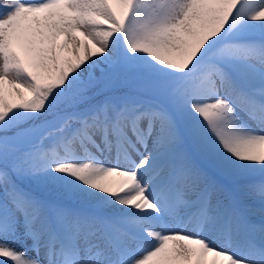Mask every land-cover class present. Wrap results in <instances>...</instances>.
<instances>
[{
	"label": "rangeland",
	"instance_id": "1",
	"mask_svg": "<svg viewBox=\"0 0 264 264\" xmlns=\"http://www.w3.org/2000/svg\"><path fill=\"white\" fill-rule=\"evenodd\" d=\"M55 1L54 9L63 11L70 8L72 2L77 3L76 0ZM113 1L105 0L108 17L102 10H92L93 13H90L91 9H88L81 21L71 20L73 31L80 32L76 34L77 38L81 44L87 43L91 52L96 43L82 32L84 27L104 26L110 29L109 38L115 39L116 43L108 55L96 61L91 60L84 68L80 60L69 67H62L59 63L58 72L48 77L45 74L32 76L25 71L24 78L29 84L25 89V99L20 102L8 101L0 109V130L13 131L0 137V252H7L15 258L18 254L22 261L26 259L27 251L42 248L39 245L43 239L46 244L48 236L49 243L55 242L56 251L62 254L58 255L67 264L72 263L68 262V255L75 252V247L91 255L103 244L107 254H111L100 226H109L107 220L119 223L114 220V215L121 209L126 215L137 213L141 217L142 211L137 210L132 197L124 200L117 198L115 201L112 198L116 194L110 195L109 201L113 200L110 204L100 199L103 193L96 196L97 200L96 197L93 199L86 188V180L73 170L74 163L66 161L40 171L44 167L39 158L47 160L46 152L68 150V140L72 138L85 150L89 146L94 148L98 136L107 140V129L118 136L119 147L111 151V155L115 154L114 158L120 152L124 157H131L130 144L136 139L137 142L141 140L146 143L162 131L167 133L171 130L178 137L176 144H184L185 151L194 159V163L206 169L207 175L194 184L191 195L196 192L199 194L209 183L207 176L213 177L212 173L217 172L223 180L218 176L216 179L224 182L222 184L225 187L221 184L217 186L219 192L211 197L215 204L210 205L207 211L219 213L232 205L231 214L234 215L242 206L237 202V193L242 190L228 183L237 179L235 169L242 157L238 153L236 157L227 154L223 159L226 165L213 169L215 165L210 161L209 151L213 152L216 146L211 140L221 145V141L226 139L224 137L231 139L234 132L232 128L237 122L254 129L260 127L252 118L253 112L248 111V101L239 104L237 100L238 104L234 101V105L225 101L220 105H224L226 110L216 106V100L208 91H217L223 85L220 67L229 61L227 58L230 54L244 56L245 59L264 65V41L244 38L234 42L232 39H235V34L232 33L231 42L225 46L214 47V44L207 48L204 44L202 49L197 47L175 63L174 57L182 55L180 52L185 49L188 39V36H182L180 24L185 13L202 10L201 21L209 24L221 15L223 5L213 0H122L119 5ZM61 22L58 35H53L59 43L65 40L67 34L61 29L70 26L63 19ZM13 33V29L7 27L0 30V55L12 52ZM33 50L39 65L51 66L58 62V51L51 52L43 45ZM213 77L218 81L219 88L213 85ZM99 78L103 82L98 86V91L105 97L96 108L81 110L73 107L53 117L48 114L47 118L39 115L40 97L53 104L65 96L71 86L93 84ZM0 88H4L5 95L10 97L11 91L7 87L0 83ZM246 91L250 94L247 88L243 89V94ZM226 98L232 100V96L226 95ZM259 102L264 103L262 100ZM29 118H33L30 123L18 126ZM96 126H105L106 129L97 127V132H94ZM207 158L209 163L205 162ZM236 159L238 161L235 164L232 161ZM116 161L117 158L105 160L110 170L128 175V169L117 167ZM156 197L152 193L149 207L154 206ZM179 197L178 201H183L184 208L191 204L189 201L197 198H185L181 194ZM249 198L252 200V197ZM197 206L200 205L197 203ZM104 210L107 215L102 218ZM162 215L157 210L155 216L161 218ZM124 223L129 231L135 230L128 222ZM55 224L59 225L58 229L53 228ZM113 232L115 236L118 233L121 238H125L123 233ZM106 235L109 236L108 233ZM232 241L229 239L227 243L217 245V249L225 252L223 257L229 262L264 264L258 259L251 262L244 260L240 250H232ZM202 242L208 246L209 239L203 238ZM261 242H264V237L253 240L255 245ZM137 247L140 245L127 248V260L131 261L138 253L140 249ZM16 259L11 258L8 264Z\"/></svg>",
	"mask_w": 264,
	"mask_h": 264
},
{
	"label": "bare ground",
	"instance_id": "2",
	"mask_svg": "<svg viewBox=\"0 0 264 264\" xmlns=\"http://www.w3.org/2000/svg\"><path fill=\"white\" fill-rule=\"evenodd\" d=\"M76 1L77 3L72 2L71 7L63 11L54 9L55 0H0V30H5L7 27L14 31L12 52L0 55V83L11 91L9 97L5 95L4 88H0V109L8 101L20 102L25 99V89L27 90L29 85L24 78L25 71L32 76L45 74V77H48L58 72L59 63L62 67H69L77 63L76 61H81L84 68L91 60H99L103 55L111 52L116 40L109 38L110 29L104 26L84 27L82 32L92 37L96 43L94 51L91 52L87 43L81 44L76 35L80 32H74L71 24L73 19L81 21L84 12L88 13V9H91L90 13H93L92 10H102L108 17L109 10L105 0ZM114 1L119 5L122 0ZM213 1L223 5L222 16H216L213 22L209 24L202 22V10L199 9L195 13H185L183 16L180 23L182 36H188V39L185 49L180 52L182 55L174 57L175 63L204 44L207 48L214 44V47L225 46L231 42L232 33L235 34V39H232L235 40L234 42L244 38L264 41V0ZM61 19L70 26L61 29L67 34L65 40L59 43L53 35H58ZM231 27L235 28L231 29ZM41 45L51 52L58 51L57 63L51 66L37 63L33 49ZM231 45L235 46V44ZM227 59L229 61L225 66L220 67L223 72L221 77L223 85L217 91H208V94L216 100V106L226 110L224 105H220L225 101L233 105L234 101L237 104L248 101V111L253 112L252 118L260 127L254 129L237 122L232 128L234 132L231 139L224 137L226 139L221 141V145L211 140L216 146L213 152L209 151L210 161L212 160V164L215 165L213 169L226 165L224 160L227 154L236 157L238 153L242 157L240 165L235 169L237 179L228 182L229 186L232 184L237 190H242L236 192L237 202L242 204L240 210L234 215L231 214V205L219 213L213 212L215 210L207 211L210 205L215 204L211 197L219 192L217 186L224 183L216 179L218 176L223 180L216 174L217 172L212 173L213 177L207 176L209 183L205 184L199 194L196 192L191 195L194 184L202 176L207 175L204 171L206 169L203 170L194 163V159L185 151L184 144H176L178 137L171 130L167 133L162 131L156 138L151 137L146 143L141 140L137 142V139L132 141L130 144L132 154L129 158L121 155L122 153L116 155L115 165L128 169L129 176L110 170L105 162L108 158L116 159L115 154L111 155V151L118 148L119 142L118 136L113 131L107 129V140L98 136L96 147L89 146L86 150L72 138L68 140V150L46 152L48 157L45 161L39 158L40 164L44 167L40 171L43 172L50 165L59 166L66 161L74 163L73 170L86 180V188L93 199L103 193L100 199L110 204L113 200L117 201V198L124 200L132 197L135 199L137 210H141L142 213L141 217L137 213L126 215L121 209L114 215V220L119 223L107 220L109 226H100L103 238L106 239L104 241L107 242L112 255L107 254L103 244L99 245L97 252L91 255L75 247L76 250L72 249L75 251L72 254L77 255V258L70 254L68 262L71 261V264H233L223 257L224 251L217 249L218 243H227L229 239L233 240L232 250H240L239 253L247 262L256 259L264 261L263 250L255 247L252 242L254 238L264 237V160H262L264 103L259 102V100L264 101V65L261 66L240 55L230 54ZM216 82L218 81L213 77L212 83L218 87ZM244 88H247L250 94L247 91L246 95L243 94ZM226 95L232 96V100L229 101ZM97 127L106 129L105 126H96L94 132H97ZM208 161L207 158L205 162ZM237 161L236 159L232 162L236 164ZM152 193L157 197L153 198L154 206L149 207L148 202L152 199ZM114 194L116 197L109 201V196ZM180 194L181 197L186 196L185 198L195 196L197 198L189 201L191 204L184 208L183 201H178ZM249 197H252V200H248ZM196 202L200 206H197ZM218 203L216 202V205H219ZM157 210L163 214L161 218L155 216ZM102 214V218L107 215L105 210ZM124 222H128L136 231H129ZM53 228L58 229L59 225L55 224ZM111 229L123 233L125 238L123 236L121 238L118 233V236H115ZM107 232L109 236L106 235ZM203 238L209 239L208 246H204ZM46 239V244L43 239L39 245L42 248L37 251H27L26 257L24 256L26 259L23 261L18 254L16 259L7 252H0V264H8L11 258L16 259L12 264H67L62 261L63 258L60 256L62 254L56 251L55 242L49 243V236ZM137 244L140 245L137 247L140 250L131 261L127 260V248H133V245ZM100 254L104 256L101 257Z\"/></svg>",
	"mask_w": 264,
	"mask_h": 264
},
{
	"label": "trees",
	"instance_id": "3",
	"mask_svg": "<svg viewBox=\"0 0 264 264\" xmlns=\"http://www.w3.org/2000/svg\"><path fill=\"white\" fill-rule=\"evenodd\" d=\"M102 78L97 79L93 84L84 85H73L67 92L65 96L54 101L53 104L49 100H45L40 97V111L38 112L44 118L53 117L63 110H68L69 108L77 107L78 109H94L100 104L104 99V95L98 91V86L102 84ZM33 118H29L26 121L20 122L18 126L27 125ZM39 119H42L39 117ZM18 128V127H17ZM13 130V129H12ZM11 130H0V137L7 136L11 134Z\"/></svg>",
	"mask_w": 264,
	"mask_h": 264
}]
</instances>
